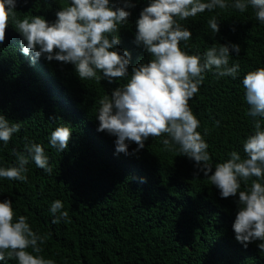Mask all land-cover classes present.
Listing matches in <instances>:
<instances>
[{"label": "trees", "instance_id": "16d2710c", "mask_svg": "<svg viewBox=\"0 0 264 264\" xmlns=\"http://www.w3.org/2000/svg\"><path fill=\"white\" fill-rule=\"evenodd\" d=\"M62 6L66 0H18L16 10L19 18L34 14L52 21ZM144 6L146 0H139L129 24L119 31L117 47L131 54L129 71L147 60L132 42ZM216 12L220 26L215 37L207 27L215 12L181 21L192 31L190 51L227 42L241 48L239 56L230 52V64H240L239 77L216 79L206 73L189 101L201 121L198 131L207 130L213 166L226 153L241 150L250 133L252 118L245 115L240 81L247 71L264 67V25L252 11ZM19 40L14 25L7 26L0 45V113L21 123V129L6 148L0 147V163H14L13 149L19 153L26 143L36 142L44 146L53 172L47 175L30 162L26 183L0 181V200L11 199L33 229L46 235L43 255L56 264H264L255 243L244 248L234 239V198H220L202 174L193 177V162L165 151L163 137L150 136L136 155H125L114 154V137L96 131L98 100L122 81H79L70 64L61 67L43 58L32 62L21 53ZM217 120L219 126H213ZM63 123L72 128V136L59 153L48 146V137ZM135 147L131 143L129 152ZM55 199L64 203L70 222L51 223L48 208Z\"/></svg>", "mask_w": 264, "mask_h": 264}, {"label": "clouds", "instance_id": "9594fccd", "mask_svg": "<svg viewBox=\"0 0 264 264\" xmlns=\"http://www.w3.org/2000/svg\"><path fill=\"white\" fill-rule=\"evenodd\" d=\"M56 3V0H54ZM27 3V0H24ZM47 3V0H45ZM139 3L133 0H66V6L55 11V19L41 15L17 16L18 0H0V45L5 29L14 25L20 36V51L32 62L43 58L72 65L79 81H105L108 85L122 81L98 100L96 131L114 137V154L136 155L151 137H163L165 151H174L193 162V177H206L218 190L220 198H234L235 216L231 228L242 247L255 243L264 257V67L247 71L241 85L246 116L252 118V129L242 141L241 150L226 153L214 166L209 145L201 134V121L189 101L200 90L205 74L216 79L236 80L240 64H230V52L239 56V44H212L203 52L190 51V27L181 21L208 12L207 27L215 37L219 32L220 11H252L255 20L264 25V0H146L135 20L133 43L147 55L129 71L131 54L117 47L119 31L125 29ZM50 120L57 118L50 116ZM214 121L213 126H219ZM21 123L10 122L0 113V147H7ZM72 128L63 123L49 134L48 146L56 152L67 149ZM136 147L129 152L131 143ZM24 151L13 149L15 162L0 163V181L27 182L30 162L47 175L53 172L44 146L28 142ZM241 151L243 155L241 154ZM144 178H141L143 182ZM48 212L51 223H68L69 214L60 199L51 201ZM46 235H41L19 214L14 202L0 200V262L8 264H56L43 255Z\"/></svg>", "mask_w": 264, "mask_h": 264}]
</instances>
